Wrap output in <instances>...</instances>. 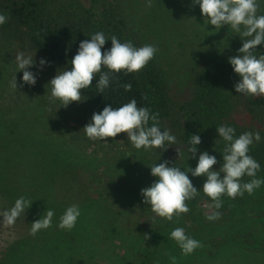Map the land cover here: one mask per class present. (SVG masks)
<instances>
[{
  "label": "trees",
  "instance_id": "1",
  "mask_svg": "<svg viewBox=\"0 0 264 264\" xmlns=\"http://www.w3.org/2000/svg\"><path fill=\"white\" fill-rule=\"evenodd\" d=\"M258 2L257 15H264V0ZM0 13L8 17L7 23L0 25V51L5 38L24 42L46 57L58 72L71 70V60L79 44L90 40L96 32H103L109 39L102 52L111 48L113 35L122 43L131 41L135 47L156 46L154 58L138 72L116 73L102 67L101 73L109 72V87L103 93L98 91L96 85L101 73H97L92 85L81 90V97L99 112L106 106L119 108L135 99L138 107L159 113L160 128L162 121L172 114L177 119L185 149L191 147V135H199L201 143L196 145L197 153L207 151L221 166L227 142L218 136L217 127L234 128V138L244 132L258 131L261 140L250 146L248 154L260 164L256 177L263 171L264 95L237 93L234 85L240 77L229 63V57L238 55L244 38L231 26L219 29L209 24L200 6L192 0H0ZM256 52L264 54V44L258 45ZM6 57L5 51L0 52V213L11 209L21 196L32 203L13 225L2 223L0 216V264H52L51 257L57 258L54 264H66L71 260L81 262L79 256L91 260L101 256L108 264H123L111 260L115 251L108 242L114 238V230L101 224L98 209L90 207L92 201L80 200L74 194L79 179L90 181L91 176L66 160L68 152L63 146L56 144L53 149L46 144L38 131L44 127L48 131V122L41 112L38 114L33 107L27 109L23 105L19 90H12L14 77L4 62ZM168 66L170 69L189 67L191 92L187 99L173 100L168 95L165 72ZM125 84H131L130 91H125ZM151 125L149 121L148 126ZM41 178L47 184L42 194L38 187H33L34 192L30 194L24 191L27 180L33 179L32 183L38 184ZM251 179L245 175L241 182ZM122 194L125 208H130L135 204L133 199H138L140 206L150 210L143 197ZM186 203L190 211L174 216L172 221L151 210L150 214L160 219L149 231L151 240L144 241L148 249L140 264H172L173 256L175 264L228 261L233 247L229 243L232 237L226 234L231 235L232 226L217 229L204 213ZM73 204L79 206L81 213L73 231L59 228L60 217ZM47 209L55 213L52 226L30 235L32 223ZM85 227L89 229V236L81 240L79 234ZM137 227L143 229L140 225ZM177 227L200 241L202 247L183 255L171 238V232ZM103 228L110 232L101 236L98 232L102 234ZM234 232L233 237L239 243L240 239L249 238L247 233ZM77 241L80 244L75 246ZM254 264L262 262L254 261Z\"/></svg>",
  "mask_w": 264,
  "mask_h": 264
},
{
  "label": "clouds",
  "instance_id": "2",
  "mask_svg": "<svg viewBox=\"0 0 264 264\" xmlns=\"http://www.w3.org/2000/svg\"><path fill=\"white\" fill-rule=\"evenodd\" d=\"M192 3L200 6L201 13L209 24L219 29L224 25L231 26L244 38L238 55L229 57L230 65L240 77L234 85L236 92L251 96L264 95V54L256 52L257 46L264 44V15H257L258 0H192ZM148 6H151L150 2ZM7 21L8 17L0 13V25ZM108 40L103 32H96L90 40H84L79 44L77 54L71 60V70L57 72L49 82L50 102L55 103L59 100L63 107L72 102L79 103L81 90L92 85L95 75L101 73L102 67L116 73L138 72L158 51L157 47L151 44L135 47L131 41L122 43L113 35L110 39L111 48L102 52L101 49ZM15 60L19 71H23V82L35 85L36 74L28 70L35 63L33 57L18 53ZM48 63L45 59H40V70L42 71ZM109 83V72L101 73L96 85L98 91L103 93L109 87ZM11 87L17 89L16 76L11 81ZM131 87V84L124 85L125 91H130ZM149 121H152L151 126H148ZM83 130L89 139L105 142L106 138H115L120 133H126L128 140L136 149L164 148L165 143H176V137L170 134L169 130L162 131L159 127V113L153 114L149 108L138 107L135 99L119 108L109 105L104 107L102 112L93 113L91 122L85 125ZM217 132L218 136L227 142L223 154L224 163L219 170L213 169L218 161L207 151L199 155L197 166L187 171L169 166L167 160L150 167L151 175L158 179L149 187L141 189V195L144 198L143 202L150 205L157 216L172 221L174 216L190 211L186 201L194 199L200 191L189 179V172L193 177H206L202 190L214 202L210 207L216 209L211 215L206 216L209 221L221 218L222 213L219 209L223 207L222 196L227 195L235 199L238 196L242 197L245 192L252 195L256 189L264 185V179L255 178L260 170L259 162L248 154L250 146L254 142H260V133L249 131L234 138L235 129L226 125L217 127ZM200 143L199 135H191V147L188 151L193 157L198 151L196 145ZM245 175L252 179L242 183L241 179ZM31 203L23 196L19 197L11 209L0 213L3 217L2 223L13 225ZM80 214L79 206L71 205L60 217L58 227L71 230L75 227ZM54 215L53 210L47 209L40 219L32 223L30 235L35 236L39 231L51 227ZM171 238L178 243L183 255H190L202 247L200 241L186 235L185 230L180 227L171 232ZM144 239H150V235L146 233ZM171 260L172 264H175L176 257H171Z\"/></svg>",
  "mask_w": 264,
  "mask_h": 264
},
{
  "label": "rangeland",
  "instance_id": "3",
  "mask_svg": "<svg viewBox=\"0 0 264 264\" xmlns=\"http://www.w3.org/2000/svg\"><path fill=\"white\" fill-rule=\"evenodd\" d=\"M138 31L142 32V29ZM2 43L4 47L0 52L5 51L7 55L4 62L10 67L13 77L16 76L17 90L20 92L19 98L23 105L27 109L33 107L38 114L41 112L42 117L48 122V131L45 127L39 128L38 131L46 144L53 149L56 148V144L63 146L68 152L66 160L69 159V162L77 167L76 169H81L91 176L90 181L88 178L79 179L74 186L77 190L74 194L79 196L80 200L92 201L90 207L93 210L98 209L101 224L114 230V238L108 242L115 251V256L111 257V260H118L123 264H140L143 253L148 249L144 241L151 240V238L145 240L144 235L149 234L160 218L154 216L153 211L150 214L151 206H149L150 210L140 206L138 199H133V202L137 203L136 206L131 204L130 208H125L122 205L123 201L121 202L122 192L132 193L140 198L141 189L149 187L158 179L151 175L150 167L167 160L169 166L180 167L182 171H187L197 166L200 154L196 153L193 157L185 149L178 133L177 119L172 114L162 121L161 130H169L170 134L176 137V143H165L164 148L136 149L128 140L126 133H120L115 138H106V142L89 139L83 128L91 122L93 113H99L96 107L82 97L81 102H72L67 107H63L59 100L55 103L50 102L49 82L57 74V67L24 42H14L11 38H5ZM18 53L33 57L35 63L28 70L36 74L35 85L23 82V71H19L15 60ZM42 58L49 63L41 71L39 61ZM165 72L168 95L173 100L187 99L191 92L188 81L191 72L189 67L179 66L170 69L168 66ZM61 166L64 167L63 163ZM221 167L217 163L213 169L219 170ZM188 175L194 187L200 192L187 202L205 216L211 215L216 209L210 207L214 202L202 190L206 177H193L190 172ZM222 177L223 173H221ZM256 178L264 179V169ZM32 182L35 181L33 179L26 181L23 186L24 191L30 194L34 192L33 187H38L39 193L42 194L47 186L45 179L41 178L38 184ZM221 199L223 207L219 211L222 216L212 223L217 229H224L223 227L229 224L230 227L232 226L231 235H226L232 237L229 243L233 247L231 249L233 253L228 256V261H222L221 264H254V261L264 264V185L256 189L252 195L245 192L242 197L232 199L224 195ZM249 212L251 214H248ZM139 225L143 229L137 227ZM88 230L85 227L81 231L79 234L81 240L83 236H89ZM234 231L247 233L249 238L240 239L241 243H239L233 237ZM109 232L103 228L102 234L101 232L98 234L104 236ZM75 233L76 231L74 235ZM78 244H80L78 241L74 243L75 246ZM79 259L81 262L71 260L66 264H108V260L102 259L101 256H96L94 260L81 256ZM49 261L54 264L57 258L51 257Z\"/></svg>",
  "mask_w": 264,
  "mask_h": 264
}]
</instances>
